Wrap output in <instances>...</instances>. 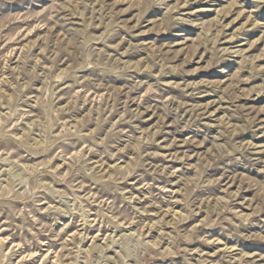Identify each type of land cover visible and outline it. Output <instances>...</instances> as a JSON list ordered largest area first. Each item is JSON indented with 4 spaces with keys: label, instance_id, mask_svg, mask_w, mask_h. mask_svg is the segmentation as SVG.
<instances>
[{
    "label": "rangeland",
    "instance_id": "rangeland-1",
    "mask_svg": "<svg viewBox=\"0 0 264 264\" xmlns=\"http://www.w3.org/2000/svg\"><path fill=\"white\" fill-rule=\"evenodd\" d=\"M0 264H264V0H0Z\"/></svg>",
    "mask_w": 264,
    "mask_h": 264
}]
</instances>
